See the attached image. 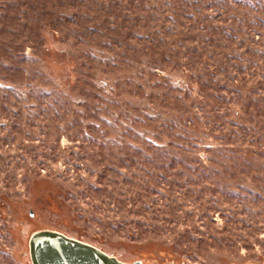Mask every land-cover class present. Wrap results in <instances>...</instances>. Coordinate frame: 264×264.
I'll use <instances>...</instances> for the list:
<instances>
[{"label":"rangeland","instance_id":"374dc122","mask_svg":"<svg viewBox=\"0 0 264 264\" xmlns=\"http://www.w3.org/2000/svg\"><path fill=\"white\" fill-rule=\"evenodd\" d=\"M37 230L264 264V0H0V264Z\"/></svg>","mask_w":264,"mask_h":264},{"label":"water","instance_id":"95a60500","mask_svg":"<svg viewBox=\"0 0 264 264\" xmlns=\"http://www.w3.org/2000/svg\"><path fill=\"white\" fill-rule=\"evenodd\" d=\"M31 264H144L126 263L100 249L52 230H37L28 241Z\"/></svg>","mask_w":264,"mask_h":264}]
</instances>
